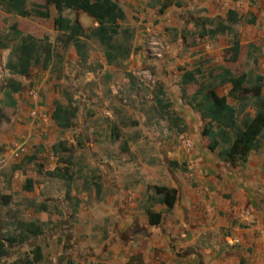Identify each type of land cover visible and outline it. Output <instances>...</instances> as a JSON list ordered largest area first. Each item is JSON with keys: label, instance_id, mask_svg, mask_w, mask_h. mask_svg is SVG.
<instances>
[{"label": "rangeland", "instance_id": "374dc122", "mask_svg": "<svg viewBox=\"0 0 264 264\" xmlns=\"http://www.w3.org/2000/svg\"><path fill=\"white\" fill-rule=\"evenodd\" d=\"M115 1L126 17L120 28L128 32L116 42L130 53L112 65L106 63L104 49L95 39H80L84 61L72 45L65 47L64 36L53 24L57 14L52 6L50 18L39 19L19 17L0 3V242L7 250L0 264H28L36 247L42 253L39 264H115L113 243L126 245L130 233L120 241L115 216L122 210L111 199L113 179L101 171L109 169L107 160L121 170L120 182L126 185L128 172L157 164L158 152L181 146H195L199 153L207 150V139L201 134L205 121L187 107V98L200 84L220 86L221 67L217 58L210 57L217 48L196 37L212 28L208 25L202 31L200 26L205 9L180 15L175 26L178 14L166 22L159 17L165 0ZM178 2L180 8L187 5V0ZM43 4L44 0H26L25 7L31 11ZM62 16L78 20L87 33L97 26L70 6ZM194 20L197 24L190 27ZM248 21L242 13L239 22ZM25 36L50 43L53 57L47 67L35 66L27 77H20L6 65ZM194 49L212 53L205 54L203 61H192ZM245 60L241 58L233 74H245L246 87L251 88L259 72ZM194 66L201 75L186 91L190 95L181 97L182 72ZM10 81L22 85L13 96L15 107L5 97ZM159 90L164 94L162 108L155 102ZM217 91L226 96L221 86ZM228 102L237 110V124L256 112L253 98L241 104ZM57 104L76 110L71 129L62 131L51 120ZM223 148L220 144L218 150ZM254 154L259 160L264 156V133ZM28 179L30 191L25 190ZM122 189L121 196L126 187ZM148 191L151 196L152 190ZM143 202L145 208L157 205L147 198ZM21 223H35L42 234L10 247L5 240L19 236Z\"/></svg>", "mask_w": 264, "mask_h": 264}, {"label": "crops", "instance_id": "0c3cea01", "mask_svg": "<svg viewBox=\"0 0 264 264\" xmlns=\"http://www.w3.org/2000/svg\"><path fill=\"white\" fill-rule=\"evenodd\" d=\"M180 7L172 5L159 12V17L166 22L168 17L178 14L173 19L176 26L180 23L179 16L187 17L193 9H205L201 13L203 22L217 17L225 19L228 11L235 12L239 19L242 13L244 18L247 16L249 24L238 21L231 34L212 37L206 30L196 37L216 46L210 57L217 58L221 74L234 75L233 69L245 58L246 63L257 68V76L264 78V0H187V5ZM171 21L167 24L171 25ZM194 21L190 27L197 24L198 20ZM204 29H209L208 25ZM235 45L239 47L237 56L233 50ZM193 52L192 61L198 62L206 59L205 54L212 53L208 49L205 53L198 49ZM187 72L198 74L193 83L183 85L182 76ZM200 75L198 66L182 72L181 97L190 95L186 91L196 84ZM219 87H216L218 95ZM221 88L227 91V96L230 84ZM187 107L191 108L188 104ZM207 144L208 141L206 149ZM254 152L249 153L245 164L232 167L221 162L216 152L199 153L195 146L168 148L155 156L157 164H146L128 172L126 181L130 182L126 185L120 182L123 181L121 170L107 160L109 169L101 171L110 181L113 179L115 196L111 199L122 210V214L115 216L120 241L130 233L126 245L113 243L115 264H264V156L259 160ZM122 185L126 190L121 196ZM150 186L177 191L171 211L167 212L161 204L151 207L152 211L162 214L157 227L149 226L143 202ZM244 209L251 210L254 216V224L249 227L242 226L238 218ZM232 242L237 243L232 245Z\"/></svg>", "mask_w": 264, "mask_h": 264}, {"label": "trees", "instance_id": "16d2710c", "mask_svg": "<svg viewBox=\"0 0 264 264\" xmlns=\"http://www.w3.org/2000/svg\"><path fill=\"white\" fill-rule=\"evenodd\" d=\"M175 1V2H174ZM165 0L160 6L159 12L162 13L170 6L180 7L178 0ZM8 12L15 13L19 17H35L39 19H49V7L52 6L56 12L53 19L54 27L57 32L64 36L65 47L72 45L81 61H84L86 54L84 52V44L80 39H95L104 49L106 63L112 65L119 58L126 59L130 51L123 44H118L116 39L121 33H128L121 30L120 23L124 22L125 14L115 0H44L43 5H36L31 11L25 7L26 0H0ZM72 7L89 18H91L97 26L87 33L78 20L71 21L62 16L65 7ZM239 18L233 11H228L225 19L217 18V22L213 20H205L200 25L204 30L205 25H211L212 28L207 30L209 36H217L231 34L233 26L237 24ZM199 24V23H198ZM129 36V35H128ZM234 55L237 56L239 47L235 45L233 48ZM53 57V50L50 43L37 40L31 36H25L20 39V44L16 46L10 55L6 69L13 75L27 77L31 68L41 65L44 68ZM198 72H187L182 76V84L188 85L195 81V75ZM247 77L245 74L234 76L230 73L223 72L219 76V85L230 84V90L227 96H220L216 92V87L201 84L199 88L187 98L188 105L200 115L205 125L202 129V136L208 141L207 150L211 153H217L219 160L232 167L245 164L249 153L257 149V140L264 132V95L262 89L264 84L262 78L256 76L255 84L251 88H247ZM5 97L11 107L16 106L13 98L18 94L22 85L19 82L10 81L7 85ZM163 91L156 93V105L162 108ZM232 99L236 103L246 101L253 98L255 101L256 112L252 118H244L240 124H237V110L230 106L227 99ZM76 110L65 109L60 105H56L51 114V120L62 131L69 130L73 127L72 120L75 118ZM223 144L225 148L219 149V145ZM55 150V148H54ZM32 181L26 180L25 190L30 191ZM153 194L147 197L150 203L164 205L166 211L169 212L173 208L177 191L163 186H153L149 188ZM100 188L97 187L96 192L99 193ZM145 213L148 224L151 227H157L162 220V214L146 207ZM19 236L10 237L5 241L12 247L17 243H23L30 237H37L42 234V230L35 223H21ZM7 250L3 243L0 242V257H4ZM42 261V253L40 248L33 250V258L28 264H39ZM66 264H71L67 262Z\"/></svg>", "mask_w": 264, "mask_h": 264}, {"label": "built area", "instance_id": "2783aa9c", "mask_svg": "<svg viewBox=\"0 0 264 264\" xmlns=\"http://www.w3.org/2000/svg\"><path fill=\"white\" fill-rule=\"evenodd\" d=\"M239 220L240 224L244 227H249L254 224V216L251 210L244 209L239 213ZM237 242H232V245L236 244Z\"/></svg>", "mask_w": 264, "mask_h": 264}]
</instances>
